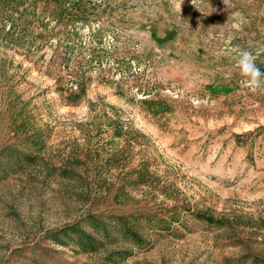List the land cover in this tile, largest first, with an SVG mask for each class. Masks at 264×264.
Instances as JSON below:
<instances>
[{"label": "rangeland", "instance_id": "1", "mask_svg": "<svg viewBox=\"0 0 264 264\" xmlns=\"http://www.w3.org/2000/svg\"><path fill=\"white\" fill-rule=\"evenodd\" d=\"M179 2L0 0V264L264 259V92L234 67L264 72V0ZM87 213L143 243L47 237Z\"/></svg>", "mask_w": 264, "mask_h": 264}, {"label": "trees", "instance_id": "2", "mask_svg": "<svg viewBox=\"0 0 264 264\" xmlns=\"http://www.w3.org/2000/svg\"><path fill=\"white\" fill-rule=\"evenodd\" d=\"M196 217L208 224L216 222L212 214L196 212ZM82 222H88L91 231L84 230L78 222L66 224L57 229H51L47 237L54 243L65 245L66 242L61 237L74 235V243L78 252H95L117 241V237L128 245L139 247L143 243V236L140 232L135 217L132 214L114 213H87ZM118 235V236H116ZM129 252L126 248H115L104 256L106 263H115L117 259H123ZM245 262L252 260L251 256ZM254 264H264L263 258H255Z\"/></svg>", "mask_w": 264, "mask_h": 264}, {"label": "clouds", "instance_id": "3", "mask_svg": "<svg viewBox=\"0 0 264 264\" xmlns=\"http://www.w3.org/2000/svg\"><path fill=\"white\" fill-rule=\"evenodd\" d=\"M183 0H180L178 7ZM195 3V0H192ZM256 55L247 49L239 51L234 61V67L242 80V83L252 93L264 92V72L258 66Z\"/></svg>", "mask_w": 264, "mask_h": 264}]
</instances>
